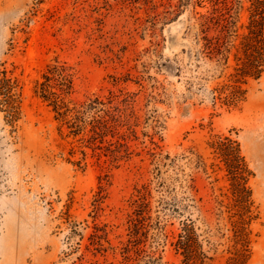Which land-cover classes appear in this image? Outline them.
Segmentation results:
<instances>
[{
  "label": "rangeland",
  "instance_id": "rangeland-1",
  "mask_svg": "<svg viewBox=\"0 0 264 264\" xmlns=\"http://www.w3.org/2000/svg\"><path fill=\"white\" fill-rule=\"evenodd\" d=\"M213 3L0 0V63L23 85L16 128L0 110V264H180L163 233L187 217L225 263L237 216L210 144L220 134L240 142L253 171L250 264H264V76L244 84L236 106L214 100L232 67L198 52L196 12ZM240 3L243 31L250 0ZM56 59L76 71L74 101L99 96L102 114L116 117L104 138L92 139L90 126L72 133L36 92ZM140 191L150 202L147 228L135 235ZM174 198L181 212L165 203Z\"/></svg>",
  "mask_w": 264,
  "mask_h": 264
},
{
  "label": "trees",
  "instance_id": "trees-1",
  "mask_svg": "<svg viewBox=\"0 0 264 264\" xmlns=\"http://www.w3.org/2000/svg\"><path fill=\"white\" fill-rule=\"evenodd\" d=\"M241 6L240 0H214L212 8L196 12L198 52L232 67L228 80L211 90L216 102H226L230 106H236L246 98L248 89L244 84L251 78L264 76V0H250L249 19L243 31L237 26V12ZM231 60L234 61L232 64ZM75 76L74 67L67 61L56 59L48 64L42 78L37 80L36 92L43 101L53 106L58 118L68 124L72 133L80 134L90 126L92 139L104 138L117 119L109 111L107 115L110 118L102 114V111L106 112L103 107L105 101L99 96L83 102L74 101ZM22 96L23 85L19 77L6 62H1L0 110L5 111L6 120L15 128L23 114ZM110 119L114 123H110ZM210 144L225 164L233 192V216H237L233 220L235 249L223 264H250V225L258 216L253 208L252 188L249 185L253 171L237 139L220 134ZM108 149L112 152L115 150L111 147ZM117 156L115 153V158ZM149 202L148 193L140 191L139 198L135 200L137 217L130 219V228L135 235L147 228ZM165 203L181 212L183 202L174 198ZM163 234L181 256L180 264H216L214 256L205 249L196 221L191 217L181 221L178 232Z\"/></svg>",
  "mask_w": 264,
  "mask_h": 264
}]
</instances>
